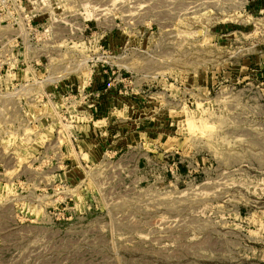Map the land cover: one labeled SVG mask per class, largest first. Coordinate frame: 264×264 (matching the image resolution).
<instances>
[{"label":"rangeland","instance_id":"1","mask_svg":"<svg viewBox=\"0 0 264 264\" xmlns=\"http://www.w3.org/2000/svg\"><path fill=\"white\" fill-rule=\"evenodd\" d=\"M27 1L31 28L0 11V264H264V0ZM107 118L178 170L56 177Z\"/></svg>","mask_w":264,"mask_h":264},{"label":"crops","instance_id":"2","mask_svg":"<svg viewBox=\"0 0 264 264\" xmlns=\"http://www.w3.org/2000/svg\"><path fill=\"white\" fill-rule=\"evenodd\" d=\"M81 125H74L76 131V138L68 145L63 151L64 159L70 164L64 162L62 170L55 174L57 177H64L67 181L74 182L73 166L72 160L73 155H78L79 164L84 163V156L87 157V161L95 160L96 158L107 159V157L113 158L114 156L129 157L132 158L134 153L138 156L139 165H148L155 161H159L162 165L165 163L169 170H178L179 162L174 161L175 158L171 160L167 159V150H164L163 143H149L147 124L140 122L139 124L132 123V121L127 118L118 119L111 118L110 120L104 121V124H100L96 127L95 124L89 123H76ZM144 128L143 131H135L137 128ZM171 155V154H169ZM63 159V161H64ZM161 165V166H162ZM147 177V175H145ZM148 177L152 178V174Z\"/></svg>","mask_w":264,"mask_h":264},{"label":"built area","instance_id":"3","mask_svg":"<svg viewBox=\"0 0 264 264\" xmlns=\"http://www.w3.org/2000/svg\"><path fill=\"white\" fill-rule=\"evenodd\" d=\"M45 1L48 0H39V3L43 5ZM28 4V1L27 3H24L23 0H0V11L2 12V10L6 8L10 17L4 19V21L7 24L15 27H19L21 25H26L29 28L33 27L32 21L37 13H33L32 10L28 7ZM1 22H3V20ZM49 29L50 26L46 27L45 31H50Z\"/></svg>","mask_w":264,"mask_h":264}]
</instances>
